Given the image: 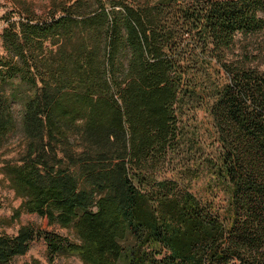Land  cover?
<instances>
[{
	"label": "trees",
	"instance_id": "1",
	"mask_svg": "<svg viewBox=\"0 0 264 264\" xmlns=\"http://www.w3.org/2000/svg\"><path fill=\"white\" fill-rule=\"evenodd\" d=\"M21 3L1 33L0 171L13 218L72 237L21 225L0 264L36 239L50 261L264 264V70L234 38L264 33V0ZM200 173L223 203L190 190Z\"/></svg>",
	"mask_w": 264,
	"mask_h": 264
},
{
	"label": "rangeland",
	"instance_id": "2",
	"mask_svg": "<svg viewBox=\"0 0 264 264\" xmlns=\"http://www.w3.org/2000/svg\"><path fill=\"white\" fill-rule=\"evenodd\" d=\"M24 1L35 12L44 13L49 8V0H0V55L5 54L1 33L3 28L7 25L4 19V14L11 10L21 9V2ZM18 14V12H15ZM235 52L237 54H248L251 64L257 66L260 70H264V33L242 35L237 33L235 35ZM198 125L206 127L207 116L204 112H198ZM18 137L10 140L8 147L5 150L4 157H16L18 151L22 149ZM209 175L207 173H200L190 181L189 188L197 196L203 198L215 199L218 204L223 203L226 194L222 189L215 190L209 184ZM0 233L8 235L16 233L18 228L24 224H31L36 228H44L46 230H54L62 235L72 237V235L65 229L57 226H48L46 219L38 216L35 213H21L19 217L13 218L12 214L21 202V198L15 196L12 189L9 187V182L3 173L0 171ZM7 264H84L76 256H59L50 261L48 258L46 244L42 239H36L30 243L27 252L23 255L14 257Z\"/></svg>",
	"mask_w": 264,
	"mask_h": 264
}]
</instances>
